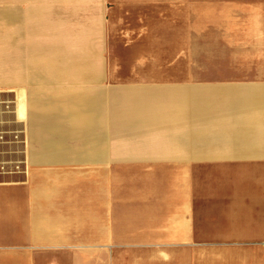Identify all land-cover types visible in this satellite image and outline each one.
Returning <instances> with one entry per match:
<instances>
[{
  "label": "crops",
  "instance_id": "1",
  "mask_svg": "<svg viewBox=\"0 0 264 264\" xmlns=\"http://www.w3.org/2000/svg\"><path fill=\"white\" fill-rule=\"evenodd\" d=\"M18 3H23V11ZM0 6L6 9L4 13L24 14L30 25L28 16H36V23L44 21L47 30L101 29L106 14L118 13L121 8L127 20L132 17L142 30L180 32L196 30L199 23L227 24L228 16L243 12V6L231 0H0ZM252 12L255 39L259 35L264 41V0H253ZM27 28L33 29L24 27ZM50 45L58 47V51L61 48V61L72 54L77 56L66 50L59 39ZM20 48L15 42L8 58L0 56V70L8 74L7 78L16 79L20 73ZM80 51L88 50L83 45ZM71 61L85 62L77 57ZM97 73L90 77L100 78ZM80 77L86 75H75ZM183 78L200 77L192 71ZM254 78L253 82L183 81L150 89L176 90L178 95L119 92L117 100L136 114L132 121L137 125L125 130L113 128L108 136L98 129L105 126L101 95L107 92H97L101 122L92 137L97 149L86 155L63 152L53 160L38 161L34 153L39 146L28 130L25 151L19 155L15 152V158L26 159L27 171L0 176V264H264V247L254 248L259 256L246 260L238 257L245 251L243 248L194 245L192 238L196 235L189 231L118 230L116 216L113 217L116 197L111 190L112 177L108 178L118 173V158H264V151L248 150L253 144L209 135L217 127L234 125L235 119L229 113L234 109L212 103L208 97L256 90L264 98V71H255ZM60 80L66 85L74 84L65 78ZM17 91L19 96L26 95L25 89ZM253 109L264 112V102ZM34 110L43 111L40 106ZM84 140L75 137L67 142ZM118 143L124 145L118 148ZM244 171L246 168L226 169L224 174Z\"/></svg>",
  "mask_w": 264,
  "mask_h": 264
},
{
  "label": "rangeland",
  "instance_id": "2",
  "mask_svg": "<svg viewBox=\"0 0 264 264\" xmlns=\"http://www.w3.org/2000/svg\"><path fill=\"white\" fill-rule=\"evenodd\" d=\"M231 1L243 6V12L228 16L229 23H199L198 29L189 32L142 30V25L133 23L132 17L127 20L124 8L106 14L101 29L47 30L44 21L36 23V16H28L30 25L25 22L24 14H7L0 6V56L3 60L8 58V52L17 42L23 61L16 79L5 77L8 74L0 70V100L12 101L10 111L16 113L15 118L20 119L27 135L32 110L29 108L28 118L20 113L25 95L19 96L17 89H25L27 95L41 92V103L47 110L51 106L65 107L60 113L46 114L45 120L54 118L55 122L50 124L61 126L69 135L71 126L66 107L75 103L73 96L107 92L108 96L101 95L105 126L98 129L108 136L113 128L117 131L137 125L132 121L136 114L117 100L115 95L119 92L178 95L176 90L150 89L183 81H256L255 71H264V46L260 45L264 41L259 35L255 39L253 0ZM29 25L33 29L25 30ZM183 34L191 37H178ZM58 39L65 43L66 50L76 52L77 59L85 62H70L71 56L61 61V48L58 51V47L50 45ZM83 45L88 51L79 53ZM192 71L200 78H183ZM94 72L100 78L90 77ZM79 74L86 77L75 78ZM63 78L74 84L66 85L60 80ZM208 98L212 103L234 109L229 113L235 119L234 125L217 127L209 134L211 138L250 143L253 148L248 150L264 151V112L253 109L264 102L261 92L244 90ZM40 137L46 140L51 136L43 133ZM106 145L109 151L110 144ZM121 145L124 144L116 146ZM117 161L118 173L108 178L112 177L111 190L116 197L113 217L116 216L118 230L189 231L196 235L192 238L194 245L243 248L245 251L238 257L246 260L259 256L254 248L264 247V223L240 228L221 226L217 215L220 208L209 206L208 200L200 196L226 169H264V158H118Z\"/></svg>",
  "mask_w": 264,
  "mask_h": 264
},
{
  "label": "bare ground",
  "instance_id": "3",
  "mask_svg": "<svg viewBox=\"0 0 264 264\" xmlns=\"http://www.w3.org/2000/svg\"><path fill=\"white\" fill-rule=\"evenodd\" d=\"M71 57L76 59L75 54ZM77 63L75 61V64ZM87 64L92 65L91 61ZM25 94V102L21 103L20 113L28 118L29 108L32 110V118H28V125L33 142L36 141L39 146L34 153L38 161L51 160L63 152L69 155L76 153L86 155L87 152L97 149L95 140L92 138L97 134V124L101 122L100 100L96 93H77L73 96L75 103L66 107L69 115L68 122L71 126L67 133L69 135L62 131L61 126L54 127L50 124L51 121L55 122L54 118L45 120L46 114H54L56 111L60 113L65 107L51 106V110L45 112L44 109L48 108L41 103V92H31L27 95L25 91ZM37 106H40L43 111L36 112L34 109ZM43 133L51 137L42 140L40 136ZM72 137H84L85 140L74 144L68 143L67 139L72 140ZM205 189L200 197L208 200L209 206L220 208L217 215L221 226L240 228L264 223V169L223 174Z\"/></svg>",
  "mask_w": 264,
  "mask_h": 264
},
{
  "label": "built area",
  "instance_id": "4",
  "mask_svg": "<svg viewBox=\"0 0 264 264\" xmlns=\"http://www.w3.org/2000/svg\"><path fill=\"white\" fill-rule=\"evenodd\" d=\"M10 104L12 101L0 100V176L27 171L26 159L15 158V152L19 155L25 151L26 139L23 125L20 119L16 120V113L10 111Z\"/></svg>",
  "mask_w": 264,
  "mask_h": 264
}]
</instances>
